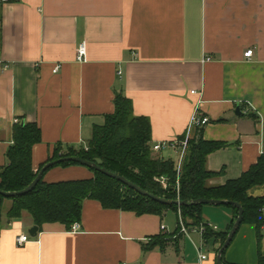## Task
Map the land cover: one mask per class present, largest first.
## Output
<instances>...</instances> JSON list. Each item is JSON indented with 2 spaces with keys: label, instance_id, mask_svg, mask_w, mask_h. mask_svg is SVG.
<instances>
[{
  "label": "crops",
  "instance_id": "obj_1",
  "mask_svg": "<svg viewBox=\"0 0 264 264\" xmlns=\"http://www.w3.org/2000/svg\"><path fill=\"white\" fill-rule=\"evenodd\" d=\"M82 44L85 61L79 63ZM191 91L201 94L200 113L210 121L198 130L188 129L197 102ZM117 95L131 102L135 117L148 119L152 147L186 134L221 144L206 158V169L216 174L208 186L239 179L264 159V0H20L0 6V168L8 163L18 123L39 129L34 171L56 147L86 150L94 127L114 113ZM164 153L176 155L152 156ZM92 177L82 166L53 167L43 182ZM249 195L264 196V184ZM10 207L5 200L0 264H216L219 241L179 234L178 212L170 209L137 216L84 200L77 232L49 223L30 237V215L8 219ZM201 215L216 233L234 219L224 206H203ZM258 232L259 245L256 226L241 224L223 253L225 263L258 264L264 225ZM21 235L29 240L18 247ZM161 235L167 237L162 250L143 251L149 238Z\"/></svg>",
  "mask_w": 264,
  "mask_h": 264
},
{
  "label": "trees",
  "instance_id": "obj_2",
  "mask_svg": "<svg viewBox=\"0 0 264 264\" xmlns=\"http://www.w3.org/2000/svg\"><path fill=\"white\" fill-rule=\"evenodd\" d=\"M39 142L40 132L35 124L18 123L13 126V144L6 153L8 163L0 168V191H21L30 185L46 163L64 157H79L125 178L149 194L166 200L190 202L205 199L237 203L243 209L242 224L256 226L259 245L258 231L264 225L262 216L264 196L253 197L249 195V191L264 184L262 157L239 179L222 186L211 187L207 182L216 174L206 169V158L220 149L221 144L193 138L188 142L178 175L176 163L172 159L152 157L151 126L148 119L135 117L131 102L120 95L115 98L114 113L106 116L101 126L94 127L86 150L62 151L60 147H56L51 157L34 171L31 165V150ZM68 166L79 165L64 163L56 167ZM88 170L93 174L91 179L48 184L43 182L42 177L35 188L24 196L6 199L0 195V232L2 206L5 200L11 201L8 219H18L22 212H27L38 228L49 223H60L70 228L81 220L84 200H94L104 209L132 212L137 216L159 215L167 209L179 211L187 228H193L203 222L201 215L203 206H164L139 195L119 181ZM162 178L165 179V189L157 181ZM224 207L230 209L234 216L226 231L216 233L207 229L202 236L204 243L210 238L218 240L219 249L237 217V210L234 207ZM166 239L165 235L151 237L147 244L142 245V249L144 252L155 248L162 250ZM222 261L226 264L223 256ZM258 264H264V258L260 254Z\"/></svg>",
  "mask_w": 264,
  "mask_h": 264
},
{
  "label": "water",
  "instance_id": "obj_3",
  "mask_svg": "<svg viewBox=\"0 0 264 264\" xmlns=\"http://www.w3.org/2000/svg\"><path fill=\"white\" fill-rule=\"evenodd\" d=\"M235 114H239V108L236 109ZM64 163H74V164H77L79 166L85 167L87 169H91L95 172L101 173V174H103V175H105L111 179L119 181L120 183L127 186L128 188L134 190L139 195H141L143 197H147L149 199H152L153 201H155L161 205H164V206L184 207V206H190V205H200V206H232V207H234L237 210V217H236L230 231L228 232L226 240L224 241L223 245L221 246V248L218 250V252L216 254V264H223V261H222L223 253L229 247V245L232 242L235 234L237 233L239 227L241 226L242 220H243V209L237 203L227 202V201H218V200H205V199H199V200L190 201V202H183V201H179V200H175V201L166 200L164 198H160V197L154 196L152 194H149V193L141 190L139 187H137L133 183L127 181L125 178L120 177L117 174L111 173V172L99 167L98 165L91 163V162H88L86 160H83L79 157H64V158L58 159L56 161L48 162L39 170L35 179L25 189L18 191V192H2V191H0V195L6 199L24 196V195L28 194L29 192H31L35 188V186L39 183V181L41 180V178L43 177L45 172H47L49 169H51L53 167H56V166H58L60 164H64ZM37 231H38V227L34 226L31 229H29L28 234L30 237H35L37 234Z\"/></svg>",
  "mask_w": 264,
  "mask_h": 264
},
{
  "label": "built area",
  "instance_id": "obj_4",
  "mask_svg": "<svg viewBox=\"0 0 264 264\" xmlns=\"http://www.w3.org/2000/svg\"><path fill=\"white\" fill-rule=\"evenodd\" d=\"M20 0H0V6L2 5H5V4H8V3H16V2H19ZM85 54H86V51H85V45L82 44L78 47L77 49V52H76V60L77 62L79 63H82L85 61ZM253 55V50L252 49H249L247 50L245 53H244V58L246 59H250ZM58 66L54 67L53 69V73H56L57 70H58ZM4 69H6V67H4ZM191 95H196L197 96V102H196V105H195V108L193 110V113L191 115V118H190V121H189V125H188V129L191 130V129H200L202 127H204L205 125H207L210 121L207 117L203 116L201 113H200V105L202 103V99H201V94L200 93H197L196 91H191L190 92ZM190 137L188 134H186L184 137L180 138V139H175V140H172V141H167V142H162V143H157L156 145H154L152 147V151L153 152H165V151H172L174 153H176L177 157H178V161H177V166H178V170H177V174L179 173V167H180V164H181V161L184 157V154H185V151L187 149V145H188V142H189ZM159 181V183L162 185V187L165 189L166 188V183H165V179L162 178L160 180H157ZM178 221H177V226L179 228V234L181 235H184L185 237H187L189 240H191L190 238V235L191 234H196L200 237L201 239V242H202V236L204 234V232L207 230V229H210V230H213L215 231L217 228L214 227L212 224L208 223V222H202L200 223L198 226H195L191 229L187 228L185 225H184V222L182 220V217L180 215V212L178 211ZM79 229V225L77 223H74L72 226H71V232L72 233H75L77 232ZM28 236H25V235H21V236H18L16 239H15V242H16V245L18 247H21L23 244H25L26 242H28ZM201 247V245H200ZM197 251L199 253V259L201 261L205 260L206 259V256L205 255H202L200 254V248H197Z\"/></svg>",
  "mask_w": 264,
  "mask_h": 264
},
{
  "label": "rangeland",
  "instance_id": "obj_5",
  "mask_svg": "<svg viewBox=\"0 0 264 264\" xmlns=\"http://www.w3.org/2000/svg\"><path fill=\"white\" fill-rule=\"evenodd\" d=\"M165 154V157L167 158V153H164ZM175 163H176V169L178 170V164H177V161H178V157H177V155H175V154H169L168 155ZM153 157V156H152ZM153 158H155V157H153ZM183 160V159H182ZM181 164H182V161H181ZM181 164H180V167H179V171L178 172H180V169H181ZM179 175V174H178ZM161 185V184H160ZM176 187H177V185H176Z\"/></svg>",
  "mask_w": 264,
  "mask_h": 264
}]
</instances>
